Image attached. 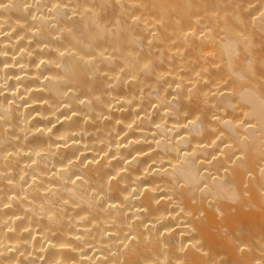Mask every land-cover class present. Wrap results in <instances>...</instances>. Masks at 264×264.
Segmentation results:
<instances>
[{
    "label": "bare ground",
    "instance_id": "bare-ground-1",
    "mask_svg": "<svg viewBox=\"0 0 264 264\" xmlns=\"http://www.w3.org/2000/svg\"><path fill=\"white\" fill-rule=\"evenodd\" d=\"M0 264H264V0H0Z\"/></svg>",
    "mask_w": 264,
    "mask_h": 264
}]
</instances>
